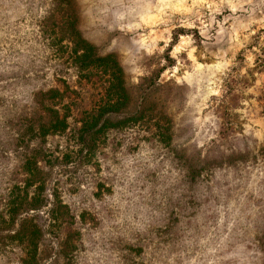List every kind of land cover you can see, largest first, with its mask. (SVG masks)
Instances as JSON below:
<instances>
[{
    "label": "rangeland",
    "instance_id": "obj_1",
    "mask_svg": "<svg viewBox=\"0 0 264 264\" xmlns=\"http://www.w3.org/2000/svg\"><path fill=\"white\" fill-rule=\"evenodd\" d=\"M0 264H264V0H0Z\"/></svg>",
    "mask_w": 264,
    "mask_h": 264
},
{
    "label": "trees",
    "instance_id": "obj_2",
    "mask_svg": "<svg viewBox=\"0 0 264 264\" xmlns=\"http://www.w3.org/2000/svg\"><path fill=\"white\" fill-rule=\"evenodd\" d=\"M100 60H102V61L106 60L109 63L113 62V60L111 59L110 56H108L106 58H100ZM110 72H111V76L113 77V79H115V82H112V84H111V90L112 91L114 90L115 92L121 91L123 88L118 83L121 70L115 62L112 63V67H111ZM120 99H122V97H120L119 94H117L116 98L114 100H112V103H119ZM60 123H63V121H60Z\"/></svg>",
    "mask_w": 264,
    "mask_h": 264
}]
</instances>
